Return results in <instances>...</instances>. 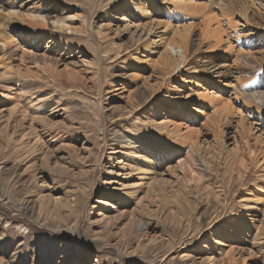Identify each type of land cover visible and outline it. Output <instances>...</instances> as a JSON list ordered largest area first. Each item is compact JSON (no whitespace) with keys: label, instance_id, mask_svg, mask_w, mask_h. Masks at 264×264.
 <instances>
[{"label":"rangeland","instance_id":"374dc122","mask_svg":"<svg viewBox=\"0 0 264 264\" xmlns=\"http://www.w3.org/2000/svg\"><path fill=\"white\" fill-rule=\"evenodd\" d=\"M4 1L0 13H52L71 49L55 43L50 50L48 38L36 45L15 33L14 43L0 48V264H264V139H254L264 120H248L260 125L244 142L237 112L224 117L223 103L215 120V109H201L193 97L179 98L180 113L171 108L195 87L186 80L192 70L163 76L158 54L136 52L134 29L120 21L136 20L112 9L122 0H34L25 8L32 0ZM141 1L153 21L166 9L178 25H191L190 65L220 71L202 74L198 89L228 94L244 115L231 96L235 82L242 90L264 83V71L200 40L201 13L224 6L220 0H197L198 12L186 13L162 0ZM109 9L120 22L107 24ZM250 9L240 42L263 69L264 13ZM39 25L29 27L48 33ZM166 120L182 133L194 129V162L191 137L166 135L158 128ZM144 146L171 151L155 165V180L128 168ZM189 157L192 166L180 167Z\"/></svg>","mask_w":264,"mask_h":264},{"label":"bare ground","instance_id":"6f19581e","mask_svg":"<svg viewBox=\"0 0 264 264\" xmlns=\"http://www.w3.org/2000/svg\"><path fill=\"white\" fill-rule=\"evenodd\" d=\"M33 1L34 0L28 1L27 5H25L24 4L25 1H23L21 3L22 7L23 8L29 7L30 5H32ZM162 1H163L162 3H165L167 5L170 4L171 7L175 6L176 10H179V11H182V9L185 10L184 11L185 13L188 11L192 12L193 9H195V11L197 10L198 12L197 5L199 4L197 3V0H162ZM4 4H6L7 6L12 5V3L9 0H5ZM220 4H223L224 6L219 5L217 9H212L210 11L207 10L208 13H204V14L201 13L202 14L201 17L203 21L201 23L202 25L200 26V30H199L200 40H203L205 42H210V49L218 48L221 50H225V52L228 51L231 54L235 53L236 63H240L243 65L249 66L251 68H259L260 71H264V68L261 69V66H257L256 64L252 62V60L250 59V54L247 51H245V49L244 50L242 49L244 45H242V42H240L242 41V38L246 36L243 32V29L245 27H248L250 24L249 19H248L249 11L247 12V10L250 9L251 7V9L254 8L257 12L264 13V0H220ZM247 6H250V7H247ZM152 7H154V5ZM28 9L32 10V7ZM51 9H54V7L50 8V10ZM55 9L57 10V7H55ZM112 9L116 13V15L120 14V12L122 11H126L125 16L126 17L131 16L136 21L131 22L133 20L128 21L124 17L121 18L120 20L118 19V16H115V17L112 16L110 14L111 9H109L107 12H105V15H104L105 17L107 16L110 19V22H108L107 24L109 25L112 22L125 21L124 26H126L128 29H131V28L134 29L133 34L136 37L135 38L136 45H135L134 50H136V52L143 53L145 57H150V56L158 54L159 55L158 59L160 60V63L164 66L163 68H164L165 74L163 76L165 75L170 76L172 73L174 74L175 71H176L175 72L176 74L177 73L179 74L183 71L184 68L185 70L187 69L192 70L190 71L189 75H187L188 78L186 80H189V82L191 84H194L195 87L193 89H189L185 91L183 97H178L177 95L175 97V100H177L175 105H177V107L171 104V108L179 111L182 108V105H181L182 103H180L181 99L179 98H184V99H187L188 101L190 98L193 97V98H196L197 100L195 104L197 105L200 104L199 107L201 109L206 108V107L215 109L212 112V118L215 120L217 118L216 111L219 110L217 106L220 104L222 105L223 103L222 107L221 108L219 107V108L222 110L224 117L228 118L231 115H233L234 112H237V116H238L237 133L240 135L239 137H243L242 141L246 142L245 137L248 135V133L252 132V130H258V128H255V127L259 126L260 121L264 120V83L255 82V83H252L251 85L248 84L246 85L247 87L243 86L245 87V90H242V89H239L240 87L238 88L239 86L238 81L235 82L236 83L235 84L236 87H234L235 93H232L233 95L231 96L236 103L241 102L240 103L241 108L245 111L244 115H242L243 113L242 111H240L239 109H235L233 107V104L230 101L231 97L228 96L227 93H225L227 94V97L224 96V98H219L217 94H214L213 92H209L208 89H204V90L198 89L200 85H197V84L200 81H202L200 78L202 74H208L211 77L212 76L218 77L220 71L218 69H215L216 67L215 65L213 66L207 65V67L209 68L202 69L200 71L202 73H200L199 70H197L195 67L190 65V60H191L190 59V54H191L190 44H191V36H192V31H193L191 29V25H186V26L178 25L177 23L179 21H177L178 20L177 17L168 16V11H166V9L165 10L163 9L161 13L156 12L158 13L157 16L159 15L162 17L161 20L153 21L152 19H150V16H151L150 11H148V8L145 7V5L143 4L141 0H122L119 6L114 5ZM202 10L203 8L201 7L200 12H202ZM34 12L35 11H31L28 15H23L22 17L13 16L15 14H19L18 12L14 13L11 11L9 12L4 11L3 13L2 12L0 13V48L4 50L7 46L14 43L13 41L14 37L12 36V33H15V34H22L23 36H26V37H30L31 39L34 40L36 45L40 44L41 41L48 38L51 40L49 43L50 50L53 49L55 43H64L65 45H58V47L59 48L64 47V50L69 52L71 49V46L68 45L67 41L66 42L62 41V39L65 38L63 37L64 36L63 35L64 33L63 22H60L52 18V15H51L52 13H48L46 17L43 16L41 17V19H39L37 15H33ZM40 22L43 23V25L47 27L46 32L48 33L42 32L45 30H37V29H34L33 27L32 28L29 27V25L36 26L39 29ZM52 24H56L55 28L58 29L57 31H54L48 28L50 26L52 27ZM88 28L89 30H91V20L88 22ZM212 69L214 70L211 71ZM256 70L257 69H255V71ZM263 81H264V77H263ZM186 107L190 109L188 105H185V108ZM191 110H194V109H191ZM180 112L181 111H179L178 113ZM253 117H256L259 123H255V125H254V122L247 123L248 120ZM221 123L219 121L215 123L216 133H219V134L221 133V130H222ZM159 125L160 126L158 128L160 130L161 129L164 130L163 132L166 135L168 134V135H174L175 137L176 136L183 137L182 139H185L188 136L191 137V138L188 137L191 141L189 142L190 153L188 155H190V157L192 158L191 162H194V159L192 157L193 150L196 148V145L198 146L197 141L194 143L192 140V134L194 133L192 130L194 129L186 128L185 131L182 133L180 129L181 125H179L176 122H172V121L170 122L169 120L168 121L166 120V122L162 121V123H159ZM168 125L171 127L170 130H168V128H170L168 127ZM257 132L260 134L254 138L256 142L259 141L258 139L260 137L261 139H264L263 138L264 129H259V131ZM195 140H198V139H195ZM138 148L140 149L137 150L135 153H133V155H131L128 158L127 160L128 168L133 171L134 168L140 167V170L145 171V173L140 174L142 177H145V176L147 177V174H148V175H151L152 180H155L156 179V176L154 175L155 165L161 162H164L165 158L167 156H170L171 151L157 150V151L151 152L153 150H156V148L148 147V146L138 147ZM190 157L186 158V161L188 160V162L186 163L180 160L179 166L183 167L186 164L188 165L187 166L188 168L192 166L190 162ZM201 164H203L204 166V164L206 163L202 161ZM219 188L221 187L219 185H216V188H215L217 189L216 191H220ZM216 191H214V193ZM207 192L205 194H207ZM54 200L56 204H59V207L61 209H65V210L67 209L68 211L72 212V207L69 204L62 203L60 198H54ZM243 228L244 227H242L241 229L242 231H244Z\"/></svg>","mask_w":264,"mask_h":264}]
</instances>
